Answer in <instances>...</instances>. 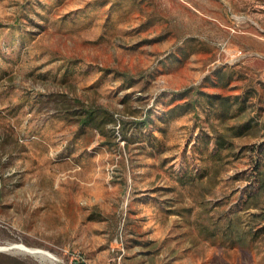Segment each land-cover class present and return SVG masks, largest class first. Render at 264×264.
Returning a JSON list of instances; mask_svg holds the SVG:
<instances>
[{"label": "rangeland", "instance_id": "374dc122", "mask_svg": "<svg viewBox=\"0 0 264 264\" xmlns=\"http://www.w3.org/2000/svg\"><path fill=\"white\" fill-rule=\"evenodd\" d=\"M190 86L250 97L231 117L175 107ZM83 107L113 121L80 125ZM15 243L55 260L0 264H264V0H0Z\"/></svg>", "mask_w": 264, "mask_h": 264}, {"label": "trees", "instance_id": "16d2710c", "mask_svg": "<svg viewBox=\"0 0 264 264\" xmlns=\"http://www.w3.org/2000/svg\"><path fill=\"white\" fill-rule=\"evenodd\" d=\"M250 94H245L242 98L240 94L235 95H223L221 93H210L206 92L203 89H196L190 86L181 91L174 92L171 94V100H177L176 106H183L185 110L195 109L197 102L203 98L206 100L207 104L210 107H217L219 114L227 115L229 117L233 116L234 110L233 106L235 105L237 110H242L246 106V101H248ZM181 101V102H180ZM77 120L80 125L91 126L95 125L102 127L106 123L113 121V116L109 112L102 108H89L83 107L79 110L77 114ZM237 130L242 128V125L236 127ZM218 143L223 145L224 139L219 137ZM77 264H83V262H78ZM85 264V263H84Z\"/></svg>", "mask_w": 264, "mask_h": 264}, {"label": "bare ground", "instance_id": "6f19581e", "mask_svg": "<svg viewBox=\"0 0 264 264\" xmlns=\"http://www.w3.org/2000/svg\"><path fill=\"white\" fill-rule=\"evenodd\" d=\"M12 249H15V250H20V251H25V252H28V253H38V254H42V255H45L47 256L49 259H53L55 260V258L53 257V255L49 252V251H46L44 249H40V248H30L22 243H15L13 245ZM5 246H0V251H4V250H8L9 248L7 249H4Z\"/></svg>", "mask_w": 264, "mask_h": 264}, {"label": "built area", "instance_id": "2783aa9c", "mask_svg": "<svg viewBox=\"0 0 264 264\" xmlns=\"http://www.w3.org/2000/svg\"><path fill=\"white\" fill-rule=\"evenodd\" d=\"M78 261H75V260H73V261H71V263L70 264H77L78 262H83V264H84V261H80L81 259H80V256H79V259H77Z\"/></svg>", "mask_w": 264, "mask_h": 264}, {"label": "water", "instance_id": "95a60500", "mask_svg": "<svg viewBox=\"0 0 264 264\" xmlns=\"http://www.w3.org/2000/svg\"><path fill=\"white\" fill-rule=\"evenodd\" d=\"M13 246H7V247H5L4 249H7V248H9V249H11Z\"/></svg>", "mask_w": 264, "mask_h": 264}]
</instances>
